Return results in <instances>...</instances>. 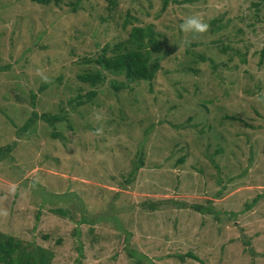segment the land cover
I'll use <instances>...</instances> for the list:
<instances>
[{
  "label": "rangeland",
  "instance_id": "rangeland-1",
  "mask_svg": "<svg viewBox=\"0 0 264 264\" xmlns=\"http://www.w3.org/2000/svg\"><path fill=\"white\" fill-rule=\"evenodd\" d=\"M109 1L0 0V232L48 264H264V0ZM148 25L152 81L78 80Z\"/></svg>",
  "mask_w": 264,
  "mask_h": 264
},
{
  "label": "trees",
  "instance_id": "trees-1",
  "mask_svg": "<svg viewBox=\"0 0 264 264\" xmlns=\"http://www.w3.org/2000/svg\"><path fill=\"white\" fill-rule=\"evenodd\" d=\"M29 1L45 6L52 2V0ZM170 1L174 0H161L162 8L165 9ZM182 1L189 2L190 0ZM109 3L113 6L114 0H110ZM159 46L160 42L156 39L155 33L149 25L144 27L134 26L130 29L128 38L124 43L119 45L114 44L112 46L105 45L94 60H87V62H93L96 64L98 67L96 72L85 73L77 78L82 83L95 88L105 79L103 72L121 75L124 80L120 82L114 80L111 83V88L115 92L127 89L129 83L132 82H150L159 70V60L161 57H152L153 53L159 51ZM163 54L166 55L168 52L165 51ZM95 96V90H91L85 93V95L78 94L74 100L69 102V104L74 101V104L77 106L83 105L85 101H91ZM35 117L36 115H34V118ZM41 117L49 124H53L62 119V117H58L57 115H42ZM29 122L32 123L33 120H29ZM52 136L56 138L57 136L59 137L60 134L53 133ZM4 150L9 151L10 148L7 147ZM1 157L2 156H0V158ZM140 165L142 164L140 157H138L137 165L133 168L128 177L129 183L134 180L135 173ZM195 208L199 211L202 210L200 206H196ZM189 256L192 257V255ZM48 257L49 255L45 250L39 247L32 248L31 250L27 249V247H21L19 241L0 232V264H48Z\"/></svg>",
  "mask_w": 264,
  "mask_h": 264
},
{
  "label": "clouds",
  "instance_id": "clouds-1",
  "mask_svg": "<svg viewBox=\"0 0 264 264\" xmlns=\"http://www.w3.org/2000/svg\"><path fill=\"white\" fill-rule=\"evenodd\" d=\"M181 31H183L186 34H193L195 36L196 34L203 35L207 33L209 30V24L198 14H193L191 16H188L184 22L180 25ZM186 43H190V41H186ZM45 82H47V77H42ZM98 120L102 117L97 115L96 117ZM103 133L102 128L96 129V134L101 135Z\"/></svg>",
  "mask_w": 264,
  "mask_h": 264
}]
</instances>
